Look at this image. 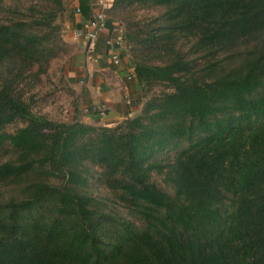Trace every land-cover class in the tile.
Listing matches in <instances>:
<instances>
[{
	"label": "trees",
	"instance_id": "16d2710c",
	"mask_svg": "<svg viewBox=\"0 0 264 264\" xmlns=\"http://www.w3.org/2000/svg\"><path fill=\"white\" fill-rule=\"evenodd\" d=\"M70 1L0 0V264H264V0H111L142 94L113 127L18 89Z\"/></svg>",
	"mask_w": 264,
	"mask_h": 264
},
{
	"label": "crops",
	"instance_id": "0c3cea01",
	"mask_svg": "<svg viewBox=\"0 0 264 264\" xmlns=\"http://www.w3.org/2000/svg\"><path fill=\"white\" fill-rule=\"evenodd\" d=\"M96 1L87 0L85 9L88 8V13L79 15L75 10L79 8L80 1L71 0L59 17L64 29L63 37L75 49L67 57L68 65L62 74L69 84L68 87H72L73 93L67 119L91 122L96 118L95 121L101 119L104 125L113 126L139 111L142 94L127 63L122 44H117L121 29L110 21L108 14L103 31L92 41L88 37L91 29H85L84 26L99 9ZM108 4L110 6L111 0H108ZM77 31L81 35L75 39ZM107 41L111 44L106 45ZM114 55L119 57V64L112 62ZM92 107L104 108L103 114L93 112V115H87Z\"/></svg>",
	"mask_w": 264,
	"mask_h": 264
},
{
	"label": "rangeland",
	"instance_id": "374dc122",
	"mask_svg": "<svg viewBox=\"0 0 264 264\" xmlns=\"http://www.w3.org/2000/svg\"><path fill=\"white\" fill-rule=\"evenodd\" d=\"M58 21L60 22V18L58 19ZM63 36L62 38L67 46L63 54H61L51 63L50 69L48 70L47 74L39 76L40 80L36 83H32L31 86H28L29 88L24 86L21 89L18 87V89L21 90V92L22 90H24L23 98L26 101L31 102L30 97H32L31 109L34 114L45 116L47 117V119L54 122L70 123L80 120L71 121L67 119L69 115L68 109H70L72 103L71 98L73 97V93L71 92L72 87H68L69 84L65 81L66 79L62 74L63 72H65L64 68L68 65H66V63L68 62V60H66L67 57L70 56L75 49L72 44L70 45L66 42ZM32 81L36 80L32 79ZM95 111H98L97 108ZM93 112L90 110V112L86 114L93 115ZM95 119L96 118H94L91 122H80L92 126H107L103 124L104 122L100 118H97L100 119L99 121H95ZM120 122L117 124H120ZM117 124L113 126H116ZM21 126H23L22 123H15L9 125L7 129L13 131L14 129H16V127Z\"/></svg>",
	"mask_w": 264,
	"mask_h": 264
},
{
	"label": "built area",
	"instance_id": "2783aa9c",
	"mask_svg": "<svg viewBox=\"0 0 264 264\" xmlns=\"http://www.w3.org/2000/svg\"><path fill=\"white\" fill-rule=\"evenodd\" d=\"M96 5L97 7H99V9L94 12L91 20L88 23H86L84 26L85 29H88V28L91 29V31L88 33V37L91 41L95 39L96 36L99 35L103 31L104 23L107 18L108 8H109L108 0H97ZM75 12L79 15L81 14V10L79 8H77ZM80 35H81V32L77 31V33L74 35V38L76 39ZM119 43L122 44L121 35L120 37H118V40H117V44ZM110 44H111L110 41H107L106 45H110ZM112 62L114 64H119L120 62L119 57L117 55H114L112 57ZM90 110L93 112L96 110V108L92 107ZM90 110L88 112H90ZM97 110L98 111H95V113L103 114L104 108L97 109Z\"/></svg>",
	"mask_w": 264,
	"mask_h": 264
}]
</instances>
